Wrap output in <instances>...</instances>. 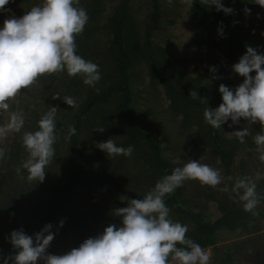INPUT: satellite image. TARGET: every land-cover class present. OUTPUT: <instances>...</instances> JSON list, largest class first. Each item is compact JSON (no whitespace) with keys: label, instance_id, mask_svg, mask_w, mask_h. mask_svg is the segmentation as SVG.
Segmentation results:
<instances>
[{"label":"trees","instance_id":"trees-1","mask_svg":"<svg viewBox=\"0 0 264 264\" xmlns=\"http://www.w3.org/2000/svg\"><path fill=\"white\" fill-rule=\"evenodd\" d=\"M41 2L10 0L0 10V16L18 4L30 11ZM221 3L233 12L225 14L214 6H204L203 0H189L188 15L194 27L191 43L197 48L206 46L208 58L214 61L209 70L194 77L186 64L173 55L170 43L161 44L155 36L157 29L175 25L184 6L182 0H146L145 5L138 6L134 0H79L75 6L84 8L89 19L83 33L76 37V53L99 66L101 79L89 86L83 83L82 76L69 77L66 71L59 72L42 76L37 84L18 95L13 109L23 115L24 126L13 133L0 159V264L18 251L10 243V234L16 230L22 229L34 238L51 224L55 235L46 254L63 255L60 243L68 244V253L102 234L109 225L121 226L122 218L114 214L116 209L127 207L132 199H143L157 181L182 167L165 156L162 141L140 122L135 109V83L143 69L150 86L163 90L169 111L180 119V129L189 139L187 147L196 153L205 152L210 161L219 163L224 181L217 189L200 186L195 200L186 196L185 181L164 197L170 219L187 225L186 236L205 250L216 248L223 232L249 236L220 248L210 258V264H244L264 255V245H259L264 240V173L256 177L257 169L263 172L259 166L264 163L258 159L253 140L261 126L256 123L229 127V120L214 129L203 117L207 107L218 108V95L208 82L212 69L224 68L219 67L218 57H223L227 65L245 55L248 46L264 55V40H243L236 24L245 8L251 13L264 8L252 0ZM225 84L232 89L229 80ZM191 91H196L199 98L193 99ZM55 94L61 98L53 99ZM66 96L75 100V107L64 103ZM50 107L58 109L55 155L45 169L44 181L28 182L22 168L28 153L21 138L24 132L38 130V121ZM70 125L76 128V135L66 140ZM100 126L105 129L103 133L95 131ZM245 127H249L250 135L241 144L232 132ZM109 139L120 147L132 146L131 156H108L96 146ZM244 176L256 183L262 197L256 217L245 212L231 192L236 180ZM225 187L229 190L223 191ZM203 197L206 203L216 205L220 213L217 219L207 212L206 203L195 204ZM8 264L13 261L9 259Z\"/></svg>","mask_w":264,"mask_h":264},{"label":"clouds","instance_id":"clouds-1","mask_svg":"<svg viewBox=\"0 0 264 264\" xmlns=\"http://www.w3.org/2000/svg\"><path fill=\"white\" fill-rule=\"evenodd\" d=\"M10 0H0L4 10ZM169 3L172 0H168ZM264 8V0H252ZM79 0H43L21 18L4 20L0 29V111L7 112L10 101L21 91L37 84L42 76L65 72L69 77L82 76L85 85L94 86L100 79L99 66L86 61L76 53V37L83 33L88 23L84 8L77 7ZM203 5L215 7L217 11L231 14L233 9L225 8L221 0H203ZM250 14V9H244ZM214 72L215 69H212ZM233 72L243 77L235 90L221 84L219 93L222 103L215 110L207 107L203 117L214 129H220L229 120L238 124L241 119L248 126L259 123L261 132L253 137L264 163V55L251 46L246 54L233 65ZM255 73V76L251 74ZM193 99L199 98L191 91ZM53 99H60L55 94ZM69 107H75L72 97H64ZM57 107H50L38 121V130L24 132L22 145L28 153L22 168L26 170L28 182L45 179V169L52 163L57 140L55 118ZM24 126L22 114L11 113L8 122L0 126V140L9 133L20 132ZM100 126L95 131L103 133ZM76 135V128L69 126L65 137L70 140ZM239 143H245L250 135L249 127L232 132ZM108 156H131L132 146H117L113 139L96 145ZM4 152L0 149V159ZM17 169V174H20ZM23 178V177H22ZM219 170L199 161H188L183 167H176L170 175L157 181L143 199H132L128 206L115 210L121 219V226L109 225L102 234L85 240L79 247L64 255H50L46 251L54 239L52 225H46L35 237L16 230L10 234L12 247L18 250L14 257H8L13 264H210V254L198 243L186 236L188 226L170 219V209L164 197L182 187L185 181H198L201 186L217 187L222 183ZM223 191L229 189L225 187ZM231 192L235 202L242 203L243 210L253 217L262 197L257 193L256 183L248 176L237 179ZM60 226H63L61 221ZM180 245L181 247H178Z\"/></svg>","mask_w":264,"mask_h":264},{"label":"rangeland","instance_id":"rangeland-1","mask_svg":"<svg viewBox=\"0 0 264 264\" xmlns=\"http://www.w3.org/2000/svg\"><path fill=\"white\" fill-rule=\"evenodd\" d=\"M40 1L43 2V0ZM145 1L146 0H134V3L137 6L140 4L142 5L143 3V5H145ZM182 1L184 6L181 11V15L175 22V25L173 27L166 26L157 29L155 31V36L156 40L161 44L168 46L170 43L173 55L176 58L182 60L188 67L189 71L192 72V75L197 77L209 70V66L212 65L214 61L208 58L209 50L206 46L197 48L191 43V36L194 32V27L188 15L189 0ZM27 11L29 10L24 4H18L16 6L10 7L6 13H2L0 16V29L3 28L5 19L13 17L21 18L26 14ZM241 14L236 24L240 28L242 39L252 43H258L264 40V9L257 10L252 13L250 12V14H246L245 12H242ZM241 57L242 56H238L234 62L227 65H225V59L223 57V59L218 57V59H220L219 67L224 68L215 70L214 72L211 71L209 74L208 82L214 93L218 95V107L222 103V96L219 93V86L221 84L226 86L225 83L229 80L232 84V90H235V88L238 87L243 80V77H240L233 72V65L238 63ZM142 69L143 68L140 70ZM135 92V109L140 117V122L142 125H145V127L151 129L153 133L159 137V139L162 141L165 156L168 159H170L175 164L181 165L182 167L188 161H199L202 164H208L209 166L219 170L222 176V170L219 167V163L215 164L214 162L210 161L205 152L196 153L187 147L189 139L184 133H182V130L180 129V119L173 117L169 111V101L165 97L163 90L160 88L153 89L150 86L147 71L144 69L141 71V74H139V79L135 83ZM17 102L18 96L9 102L10 107L7 112L0 111V126L5 125L8 122L11 113L15 112L13 105ZM15 113L20 114L19 111H16ZM238 124L248 125V122L241 119ZM13 133L14 132L9 133L6 138L0 140V149L4 151L6 143L11 140ZM259 167L260 169H263V172L257 169V178L260 177V173H264V164ZM221 184H224L223 180ZM186 185V196H188V198L191 200H195L196 191H198L201 186L200 183L198 181H187ZM215 189H217V187H215ZM204 203H206V201L203 197L201 201H198L195 204L201 205ZM206 204L208 205L207 212L212 214L214 220L217 219L220 216V213L218 212L216 205L213 203ZM198 206L195 208L196 211L199 210ZM262 234H264V231ZM248 238L249 236H243L239 232L232 234L223 232L221 234V240L218 246L216 248H209L206 251L210 254L211 258L216 252H220V248L246 240ZM259 245H264V240L261 241ZM67 246L68 244L66 242H62L58 245L63 255L68 249ZM263 256L264 255L260 256V258L249 259L245 261L244 264H264ZM173 264H175V262Z\"/></svg>","mask_w":264,"mask_h":264}]
</instances>
